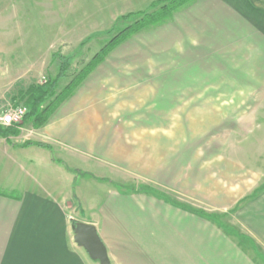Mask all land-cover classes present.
Wrapping results in <instances>:
<instances>
[{"label":"crops","instance_id":"0c3cea01","mask_svg":"<svg viewBox=\"0 0 264 264\" xmlns=\"http://www.w3.org/2000/svg\"><path fill=\"white\" fill-rule=\"evenodd\" d=\"M157 1L160 0H63L57 21L49 15L54 11L52 7L43 12L39 7L17 6V25L9 27L4 9V16L0 17V61L8 52L14 61L27 56V62L34 66L20 76H37L34 74H38L40 67L46 69L48 62H52L51 49L55 45H68L71 41L79 45L94 32L112 28L119 17L146 11ZM262 4L256 0H192L166 22L144 29L125 43L131 46L147 41L150 45L152 41L153 45L166 46L163 45V54H175L174 61L164 59L174 65L159 66L160 77L177 78L179 73H173L177 62L179 65L191 61L205 69L203 77L211 78L215 76L214 58L222 52L215 49L210 38L195 40L187 30H196L197 35L212 31L214 35L213 30L224 29V24L232 22L242 23L245 28L248 17L253 15L254 24L262 27L258 16L264 12ZM41 13L49 22L39 30L36 15ZM19 68L23 70L16 66ZM143 76L151 75L144 72ZM76 96L77 92L60 106L52 121L35 132L32 127L30 134L0 136V264H100L74 241V225L80 221L96 226L112 264H262L256 259L260 253L251 256L252 253L232 243L219 221L221 229L217 231L199 229L200 221L215 219L196 213L187 203L179 205L147 190L121 191L118 163L111 149L104 157L103 146L97 143V128L103 121L101 113L97 115L99 111L94 108L82 115L79 109L74 112L72 105L80 106L73 102ZM26 141L51 148L23 146ZM83 160L93 166L81 164ZM58 161L89 175L78 176ZM127 164L130 168L126 173L134 175V161L130 159ZM261 194L264 183L253 189L249 201H264L259 199ZM242 197L238 196L233 208ZM261 222L263 232L258 234L264 238V216Z\"/></svg>","mask_w":264,"mask_h":264},{"label":"rangeland","instance_id":"374dc122","mask_svg":"<svg viewBox=\"0 0 264 264\" xmlns=\"http://www.w3.org/2000/svg\"><path fill=\"white\" fill-rule=\"evenodd\" d=\"M256 2L264 4V0ZM17 6L39 7L43 12L52 7L54 11L49 15L57 21L63 0H0V17L5 9L8 27L14 26L20 17L14 13ZM152 10L150 7L143 12ZM258 16L262 27L255 23L254 28L253 15L248 17L245 28L242 23H236L237 27L232 22L224 24V29L213 30L214 35L212 31L197 35L196 30H187L195 40L210 38L216 44L215 49L222 52L214 58V77H203L205 69L191 61L179 65L177 62L173 70L179 73L177 78L160 77L159 69L175 64L164 59L174 61L175 54L168 51L163 54L166 46L153 45L152 41V45L147 41L131 46L125 43L143 29L113 48L100 64L113 56L91 76L98 64L70 96L77 92L73 102L80 106L72 105L74 112L79 109L82 115L94 108L99 111L97 115L101 113L103 121L97 128V143L102 144L104 157L111 149L120 171L121 191L147 190L179 205L188 204L191 209L220 216L232 243L252 253L251 256L260 253L256 259L264 264V238L258 234L263 232L264 201H249L253 189L264 183V12ZM36 17L37 28H45L49 22L46 15ZM138 17L118 20L111 33L107 31L112 28L94 32L79 45L71 41L52 47L53 54L60 52L70 64L67 75L59 80L57 92L70 83L113 35ZM8 55L0 61V111L13 104L26 106L29 113L26 99L18 100L20 92L31 84L54 79L59 72L58 60L49 61L46 69L40 67L38 74H34L37 76L28 77L20 75L28 73L25 70L34 63H28L27 56L15 62ZM143 59L148 62H141ZM18 65L23 70L16 69ZM144 72L151 76L144 78ZM69 97L58 105L47 123ZM32 127L30 123L23 124L18 136L30 134ZM42 127H33L34 132ZM130 159L134 161V175L126 173ZM80 162L93 166L84 160ZM239 195L244 198L233 208ZM259 199L264 200V194ZM220 227L212 219L199 224L201 230L217 231ZM239 234L247 239L238 238Z\"/></svg>","mask_w":264,"mask_h":264},{"label":"trees","instance_id":"16d2710c","mask_svg":"<svg viewBox=\"0 0 264 264\" xmlns=\"http://www.w3.org/2000/svg\"><path fill=\"white\" fill-rule=\"evenodd\" d=\"M191 1L192 0H160L151 5L153 10L150 12L128 13L119 17L118 20L129 21L133 16H139L137 19L130 22L127 26L120 30L117 34L113 35L111 39L89 60V62L86 63L82 69L79 70L78 74L59 93L57 92L59 80L67 75L70 64L64 55H62L60 52H55L52 55V61L58 60V75L54 79H49L44 83L31 84L26 90L20 92V98H18V100L26 99L29 113H26L21 124H15L6 127L0 125V136L5 138L9 136H18L20 134V126H23V124L27 123H30L36 128L45 125L49 121L50 115L58 107V105L72 94L74 88L106 58L113 48L130 38L133 34L149 26L166 22L170 17H172L175 11ZM112 30H114V28L107 32L111 33ZM30 145L51 148L49 145L35 141H26L23 144V146ZM58 162L64 165L70 172L77 173L80 176L89 175L88 173L68 167L63 161ZM192 210L196 213H199L200 215L208 217L210 216L223 225L220 216L208 215L196 209ZM223 226L226 228L225 225Z\"/></svg>","mask_w":264,"mask_h":264},{"label":"water","instance_id":"95a60500","mask_svg":"<svg viewBox=\"0 0 264 264\" xmlns=\"http://www.w3.org/2000/svg\"><path fill=\"white\" fill-rule=\"evenodd\" d=\"M74 231V241L83 247L93 259L98 260L100 264H112L107 247L95 225L80 221L74 225Z\"/></svg>","mask_w":264,"mask_h":264},{"label":"built area","instance_id":"2783aa9c","mask_svg":"<svg viewBox=\"0 0 264 264\" xmlns=\"http://www.w3.org/2000/svg\"><path fill=\"white\" fill-rule=\"evenodd\" d=\"M27 112L26 106L8 105L5 109L0 111V125L10 126L21 124Z\"/></svg>","mask_w":264,"mask_h":264}]
</instances>
